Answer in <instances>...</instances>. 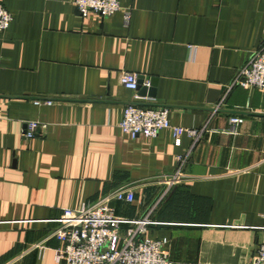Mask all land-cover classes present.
Here are the masks:
<instances>
[{
    "label": "crops",
    "instance_id": "0c3cea01",
    "mask_svg": "<svg viewBox=\"0 0 264 264\" xmlns=\"http://www.w3.org/2000/svg\"><path fill=\"white\" fill-rule=\"evenodd\" d=\"M119 1L102 17L74 0H0L14 17L0 32V264H62L54 220L122 188L135 201L112 202L116 213L149 216L145 235L168 238L174 264H251L264 241V92L234 87L214 110L264 44V0ZM125 72L157 79L156 98L123 87ZM130 104L207 131L193 148L171 130L133 139L119 126ZM29 123L40 126L27 139Z\"/></svg>",
    "mask_w": 264,
    "mask_h": 264
},
{
    "label": "built area",
    "instance_id": "2783aa9c",
    "mask_svg": "<svg viewBox=\"0 0 264 264\" xmlns=\"http://www.w3.org/2000/svg\"><path fill=\"white\" fill-rule=\"evenodd\" d=\"M77 9L83 15L94 13L108 17L122 10L119 0H74ZM14 17L0 3V32L7 31ZM124 20L129 25L131 11H125ZM138 75L123 73L120 83L129 90L137 91ZM145 86L150 87V82ZM234 87L258 89L264 92V44L256 50L250 60L240 69L229 91L225 93L214 112L225 104L229 92ZM36 105L53 104L52 101H35ZM232 125H241L244 119L232 116ZM38 123H29L24 132L27 139L35 136ZM121 130L136 139L138 137L156 138L163 130H171L176 146H181V137L186 135L192 140V148L202 139L207 131L203 129H187L171 124L170 110L167 108H147L128 105L124 109ZM187 156L177 158L176 175L170 179L172 185L183 178L182 169ZM135 194L130 189L115 190L96 203H85L77 210H65L60 218L54 220L58 227L53 236L63 244L57 250L56 259L62 264H174L169 252V239H154L145 234L152 224L149 216L130 220L119 216L112 202L131 204ZM128 226L127 228H124ZM251 264H264V241L260 243Z\"/></svg>",
    "mask_w": 264,
    "mask_h": 264
},
{
    "label": "water",
    "instance_id": "95a60500",
    "mask_svg": "<svg viewBox=\"0 0 264 264\" xmlns=\"http://www.w3.org/2000/svg\"><path fill=\"white\" fill-rule=\"evenodd\" d=\"M156 85H157V79H151L150 80V87L145 86V77L139 76L138 77V89L140 96L148 97L150 99L156 98ZM130 105H136V104H130Z\"/></svg>",
    "mask_w": 264,
    "mask_h": 264
},
{
    "label": "trees",
    "instance_id": "16d2710c",
    "mask_svg": "<svg viewBox=\"0 0 264 264\" xmlns=\"http://www.w3.org/2000/svg\"><path fill=\"white\" fill-rule=\"evenodd\" d=\"M128 226H125L124 228H127Z\"/></svg>",
    "mask_w": 264,
    "mask_h": 264
}]
</instances>
